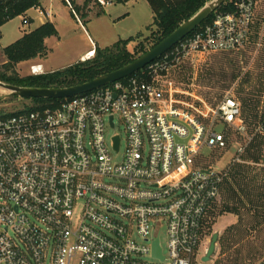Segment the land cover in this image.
I'll use <instances>...</instances> for the list:
<instances>
[{
    "label": "built area",
    "instance_id": "1",
    "mask_svg": "<svg viewBox=\"0 0 264 264\" xmlns=\"http://www.w3.org/2000/svg\"><path fill=\"white\" fill-rule=\"evenodd\" d=\"M261 1L237 0L128 78L0 117V264H194L229 168L205 166L201 151L238 145L231 165L245 163L264 110L251 131L234 94L211 105L162 77L244 49ZM119 125L125 140L110 134Z\"/></svg>",
    "mask_w": 264,
    "mask_h": 264
},
{
    "label": "rangeland",
    "instance_id": "2",
    "mask_svg": "<svg viewBox=\"0 0 264 264\" xmlns=\"http://www.w3.org/2000/svg\"><path fill=\"white\" fill-rule=\"evenodd\" d=\"M213 1L208 0L206 5ZM236 1L227 0L224 4L235 6ZM44 5L52 9L58 31L56 37L48 40L49 53L44 60L47 71H61L80 63V57L92 47L89 39L100 49H105L120 40L142 35L136 42L129 43V51L133 52L140 42L147 48L151 46L155 29L148 28L154 23V15L146 0L113 1L103 7L104 13L100 15L98 13L102 10L92 2L95 8L87 18L77 14L74 17L67 12L62 0H44ZM225 5L216 12L227 13L224 12ZM26 18L29 20L27 26L23 24ZM43 18L31 9L21 19H13L1 28L0 72L6 60L2 48L19 40L24 32L36 29ZM37 63L39 61L23 63L16 69L22 78L29 77ZM162 80L164 85L172 83L181 91L202 98L211 105L218 104L228 94H234L241 104L243 120L253 131L264 110V0L259 5L250 41L244 49L211 54L200 63L188 60L171 69ZM178 99L195 101L189 96ZM32 106L31 101L15 98L0 88V115L14 114ZM114 133L125 140L123 126L119 125L110 132ZM260 138L263 137L258 136L254 145L263 140ZM238 148V145H233L222 151H213L204 147L201 151L205 166H212L215 171L229 168L221 194L203 224L194 264H254L264 258V163L253 160L257 153L255 146L252 154L244 157L245 163L231 165ZM215 235H218L216 251L205 262L203 259ZM161 244L165 249V234L161 237Z\"/></svg>",
    "mask_w": 264,
    "mask_h": 264
},
{
    "label": "trees",
    "instance_id": "3",
    "mask_svg": "<svg viewBox=\"0 0 264 264\" xmlns=\"http://www.w3.org/2000/svg\"><path fill=\"white\" fill-rule=\"evenodd\" d=\"M40 1L41 0H5L1 2L0 29L9 21L18 17H23L34 7H40ZM69 1L77 15L81 14L83 18L88 17V14H83L82 11L87 9L91 0H87L83 8L76 6L75 0ZM146 1L154 15V23L148 30L155 29V31L152 32L150 41L151 46L149 48H147V45L140 42L135 46L133 52L129 51V43L136 42L142 37V35H138L136 38H131L129 40H120L105 49L96 47L93 58L81 61L67 69L22 78L16 69L17 66L20 63L35 60L37 58H46L49 53L46 40L58 35L55 25L48 21L34 30L24 32L19 40L3 48V55L6 60L2 66V72H0V82L19 87L35 88H64L90 82L125 67L136 60V57L139 55H143L156 47L175 32L184 22L197 14L206 5L208 0ZM224 5L225 4H223V6ZM224 8V12H232L234 10V6L231 3L226 4ZM216 14H218V12L211 15L202 26L210 23ZM28 101H31L33 106L26 107L23 110L25 112L58 106L64 100L31 99ZM10 115L11 114H1L0 117ZM260 139H263L261 140L262 142L260 141L256 145H253L247 154H252L256 146L255 150H257V153H255L253 157V160L256 162H261L264 159V154L262 153L264 138Z\"/></svg>",
    "mask_w": 264,
    "mask_h": 264
},
{
    "label": "water",
    "instance_id": "4",
    "mask_svg": "<svg viewBox=\"0 0 264 264\" xmlns=\"http://www.w3.org/2000/svg\"><path fill=\"white\" fill-rule=\"evenodd\" d=\"M226 1L227 0H214L209 5L204 6L191 19L184 22L175 32H173L169 37H167L165 40H163L160 44H158L156 47H154L147 53L143 54L130 64L126 65L125 67L116 70L112 73L103 75L90 82L64 88L19 87L0 82V88L9 92L11 96L24 100H66L85 93L92 92L110 83H114L116 81L128 78L141 71L157 59H159L162 55H164L166 52H168L170 49H172L190 34H192L196 29H198L206 20L211 17V15H213L221 6H223ZM1 2H4V0H0V3ZM118 144L119 140L116 139V148H118ZM217 239L218 235H215L210 244L207 255L203 259L205 262L208 261L213 255V253L216 251ZM155 254L158 256L161 255V250L159 248L158 242H156L155 244Z\"/></svg>",
    "mask_w": 264,
    "mask_h": 264
},
{
    "label": "crops",
    "instance_id": "5",
    "mask_svg": "<svg viewBox=\"0 0 264 264\" xmlns=\"http://www.w3.org/2000/svg\"><path fill=\"white\" fill-rule=\"evenodd\" d=\"M63 1V3L65 4V9L67 10V12H70L74 17H75V15L74 14H76V12H74V9H73V6L71 5V3H70V1L69 0H62ZM86 1L87 0H83L82 2H78V0H75V5L76 6H78V7H80V8H83L84 6H85V3H86ZM116 1V3H127L128 2V0H121V1H119V0H115ZM92 2H94V4L96 5V7L97 8H100L102 11H100L99 13H98V15H100L102 12L104 13V11H103V6H101V5H99V4H97L96 3V1L94 0V1H92L91 0V2L88 4V6H87V9L86 10H83L82 11V13L83 14H85V13H87L88 15H90V13L93 11V8H95V7H93L92 6ZM40 7H42L45 11H46V13L48 14V16H45V18H43V20H41L40 22H39V26L40 25H42V24H45L46 22H48V21H50V22H54V18L53 17H55V15H54V13L52 12V9L51 8H48V6L47 5H44V0H41L40 1ZM81 14H79V16H80ZM126 17H127V15H126ZM18 18H22V17H18ZM33 19V18H32ZM34 20V19H33ZM54 25H55V22L53 23ZM6 25V24H5ZM38 26V27H39ZM55 27H56V25H55ZM3 28V27H2ZM0 33H1V29H0ZM24 34V33H23ZM23 36V35H22ZM0 37H1V35H0ZM50 39V38H49ZM49 39H47L46 40V45L48 44V40ZM17 41V40H16ZM15 41V42H16ZM14 43V42H13ZM12 43V44H13ZM89 43L92 45V47L90 48V50H88L85 54H83L81 57H80V60L81 61H86V60H88V59H91V58H93V57H91L90 56V54L92 53V52H95V49H96V47H98L97 45H95V43L94 42H92L90 39H89ZM115 44V43H114ZM11 45V44H10ZM7 47V46H6ZM5 48V47H4ZM2 50H3V48H2ZM44 60H45V58L44 59H41V58H37V59H35V60H31V61H28V62H35V61H39V63H37V66L36 67H39V74H48V73H53V70H51V71H47L46 69H45V65H44ZM28 62H23V63H28ZM23 63H20V64H23ZM19 64V65H20ZM18 65V66H19Z\"/></svg>",
    "mask_w": 264,
    "mask_h": 264
},
{
    "label": "bare ground",
    "instance_id": "6",
    "mask_svg": "<svg viewBox=\"0 0 264 264\" xmlns=\"http://www.w3.org/2000/svg\"><path fill=\"white\" fill-rule=\"evenodd\" d=\"M94 55H95V52H92V53L90 54L91 57H94Z\"/></svg>",
    "mask_w": 264,
    "mask_h": 264
}]
</instances>
